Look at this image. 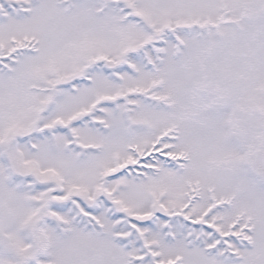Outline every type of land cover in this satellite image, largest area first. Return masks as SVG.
I'll return each instance as SVG.
<instances>
[{"label":"snow or ice","instance_id":"1","mask_svg":"<svg viewBox=\"0 0 264 264\" xmlns=\"http://www.w3.org/2000/svg\"><path fill=\"white\" fill-rule=\"evenodd\" d=\"M0 264H264V0H0Z\"/></svg>","mask_w":264,"mask_h":264}]
</instances>
